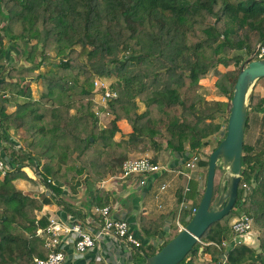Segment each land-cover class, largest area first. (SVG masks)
<instances>
[{
    "label": "trees",
    "instance_id": "16d2710c",
    "mask_svg": "<svg viewBox=\"0 0 264 264\" xmlns=\"http://www.w3.org/2000/svg\"><path fill=\"white\" fill-rule=\"evenodd\" d=\"M2 33L13 41H36L27 52L30 63L41 47L36 64L22 71L12 68L7 78L0 79V94L16 85L18 96L24 98L15 103L13 112L7 110L8 99L1 98L0 103V138L9 143L6 153L10 149V168L4 175L0 171V264H33L35 258L49 255L38 231H46L52 216L39 217L38 212L57 204L84 219L85 213L64 196L66 188H78L77 175L99 183L121 172L137 146L149 144L158 150L162 138L172 153L202 155L199 166L208 171L210 155L205 149L223 129L217 115L229 117L241 67L264 44V0H0L1 54ZM51 47L60 62L31 79L43 84L36 99L30 84L21 82L48 63ZM220 66L233 68L223 72ZM210 73L217 78V96L229 102L206 101L202 81ZM97 79L113 81L111 87L118 93L107 109L102 108L113 116L103 129L94 112ZM138 99L146 106L143 113L138 112ZM205 103H211L210 112L201 110ZM251 110L264 112V97L255 90ZM123 121L128 132L120 126ZM11 128H23L30 135L17 150L8 135ZM117 134L123 137L119 141ZM24 168L38 169L48 195L36 197L12 185L16 180L35 183ZM241 178L236 206L179 264H207L202 262L207 257L211 264H264V235L259 251L244 243L227 247L230 221L238 211L264 229V153L252 154L247 144ZM243 183L254 187L248 192ZM189 185V191L178 194L180 204L193 203L200 193L199 181L192 179ZM110 204L109 192L97 188L90 205ZM192 217L191 211L183 210L181 225L186 227ZM168 219V215L142 217L144 244L134 264L154 256L179 234L177 220L165 231Z\"/></svg>",
    "mask_w": 264,
    "mask_h": 264
},
{
    "label": "crops",
    "instance_id": "0c3cea01",
    "mask_svg": "<svg viewBox=\"0 0 264 264\" xmlns=\"http://www.w3.org/2000/svg\"><path fill=\"white\" fill-rule=\"evenodd\" d=\"M203 81L202 84L205 85ZM253 90H255L256 94L259 96L264 97V78L256 82ZM212 96L213 97H210L208 101H226L225 97H220L217 95ZM8 101V109L12 112L15 110V105L11 106V101L9 99ZM222 117L223 115L221 114L217 115L216 121L221 123V119H223ZM247 123L245 144H247L252 149V154L254 155L257 153H264V112L256 110L249 111ZM4 146L5 144L0 140V156L6 160V163H8L9 155L6 153ZM168 152L170 159L167 158V160H164L161 156H159V158L157 157L156 162L161 165H165L168 168H172L173 170L171 169V171L165 174L149 176L147 178V185L142 189L138 188L129 181H122L120 184L110 183L109 189L107 190L110 194V205L113 208L114 217L127 221L131 227V230L142 241L144 239L141 223L142 217L155 219L160 215H168V225L165 231L169 229L172 222L177 220L175 217L176 214L178 215L180 206L178 194L182 191H185V188L188 184L187 179L184 176L178 174L179 170L190 173L195 181H199L200 193L193 203H198L199 196L202 193L201 184H203V174H201V172L204 170V168L200 167L199 164H196V167L193 170H187L185 168V164L194 157V154L172 153L169 150ZM22 182L23 181L21 180H16L12 185L26 193L34 194L36 197L48 195V190L45 186H40V195L36 192L31 193V190H28L22 186ZM75 183L78 185V194L72 193L69 191L70 189L66 188L64 191V196L66 201L70 203L73 208L85 213L84 219L68 214L63 207L57 204L46 205L41 212H38V216L41 217L51 214L53 219L63 223H70L73 220L80 219L84 221H89L92 219V210L95 206H91L90 203L97 190V186H95L96 183L86 179L85 181L75 180ZM163 184H168V188L164 191H162L160 187ZM159 190L161 191L159 192ZM241 216L242 213L238 211V215L232 218L230 221V230L227 239L228 248H234L237 244H240L236 242L238 235L232 231L231 225L233 221ZM91 227L94 228V226ZM263 235L264 229H261L254 224L252 230L249 233L241 235V243H244L247 246L259 251L260 240ZM154 241V239L151 240V242ZM61 248L64 250L67 256L64 264H127V262L123 260L126 255V251H124L122 247L117 246V244L110 239L100 240L94 250L87 251L84 254H77L75 252L73 240L69 236H65L62 237ZM135 252H132L131 254L134 256ZM222 257L225 259L224 255ZM208 259L209 257H207V260L202 262L211 264V260Z\"/></svg>",
    "mask_w": 264,
    "mask_h": 264
},
{
    "label": "built area",
    "instance_id": "2783aa9c",
    "mask_svg": "<svg viewBox=\"0 0 264 264\" xmlns=\"http://www.w3.org/2000/svg\"><path fill=\"white\" fill-rule=\"evenodd\" d=\"M255 60L264 59V44H260L255 51ZM95 103L97 109L95 110L98 118L104 116V110L107 109L110 103L118 98V93L104 80L97 79L94 82ZM108 115V114H107ZM226 132V131H225ZM224 132V134H225ZM204 157L200 154L194 157L185 164L187 170H193L196 164H199ZM8 163L0 156V171L4 175ZM165 165H161L150 157L130 158L122 164L121 172L109 179L101 181L99 188L105 190L109 189L110 183L120 184L122 181L131 182L138 188H144L149 176L156 174H165L171 171ZM173 170V169H172ZM179 175L184 176L188 184L185 191H189L190 181L193 179L190 173L179 170ZM254 187V186H253ZM243 183V188L248 192L253 188ZM168 188V184H163L161 190L164 191ZM198 209L196 203L182 202L178 210L177 225L180 229L185 227L181 225L179 216L183 210L191 211L194 215ZM92 219L89 221L73 220L70 223H63L56 219L51 218L50 224L46 231L42 229L38 231V235L45 241L46 247L49 249V255L46 259L35 258L33 264H64L66 261V253L61 248L62 237L69 236L74 243L75 252L77 254H84L87 251L94 250L97 243L102 239L113 240L117 246L122 247L125 252L124 261L127 264L135 263V254L143 246V241L131 230L129 223L123 219L115 218L113 215V208L111 205L105 207L95 206L92 210ZM245 217V219H243ZM254 222L247 216H241L231 225L232 231L238 235L249 233L253 228ZM91 226H94L92 228ZM95 229V230H94ZM136 251V252H135ZM134 253V256L131 254Z\"/></svg>",
    "mask_w": 264,
    "mask_h": 264
},
{
    "label": "water",
    "instance_id": "95a60500",
    "mask_svg": "<svg viewBox=\"0 0 264 264\" xmlns=\"http://www.w3.org/2000/svg\"><path fill=\"white\" fill-rule=\"evenodd\" d=\"M255 53L241 67L234 88L225 137L209 156L206 186L196 213L175 238L157 254L145 257V261L139 264H179L200 242L205 232L228 216L236 206L242 180V157L250 97L256 82L264 78V59L255 60ZM218 168L224 171V175L219 191L215 194ZM36 172L38 174L37 168ZM236 242L241 243V236H237Z\"/></svg>",
    "mask_w": 264,
    "mask_h": 264
},
{
    "label": "rangeland",
    "instance_id": "374dc122",
    "mask_svg": "<svg viewBox=\"0 0 264 264\" xmlns=\"http://www.w3.org/2000/svg\"><path fill=\"white\" fill-rule=\"evenodd\" d=\"M6 24H7V21H3L1 25L4 26ZM2 35H3V45H4L5 52L3 54L0 53V79L3 78V77L7 78L8 77V71H10L12 68L21 70L22 68H26L28 66H31L32 64H36V62L39 61V55L41 53V47L38 48L33 63H30L28 61V59H27L28 58V53L27 52H29L32 49V47H33V45H35L36 41H32L31 43H26V41L22 40V39H19L17 41H13L8 36H6L4 33H2ZM47 54H48V57H49L48 63L46 65H44L43 67H41L39 70H36L31 75L29 74L30 77L28 79H26L25 82L24 81L21 82V84L23 86L25 84H28V83L30 84L33 97L36 98V99H38L40 97L41 91L43 90V84L41 83V81H37V82L35 81L34 82V80H31V79L34 78V76L37 75V74H46L47 72H49L53 68L54 64H58L60 62V58L57 57L56 50H55L54 47H51L48 50ZM231 68H233V67L220 66V70L223 71V72H226L227 70H229ZM216 81H217V78L214 76L213 73H210L208 75V78L205 79V81H203L205 85H204V88L202 90V93H203V95H204V97H205L207 102H214V101H208V99H210V97H213L212 95H219L218 94L219 91L215 88ZM18 83H20V81ZM107 83L111 86L110 83H114V82L113 81H109ZM17 88L18 87L16 85H14V87L13 86L10 87V90H9L10 92H8L6 95L0 94V103H1V98L9 99L11 101L10 102L11 106L12 105L14 106L17 101L23 102L24 98L20 97V96H17L18 95ZM94 99H95V94H94ZM225 100H226V102L230 101L229 98L225 99ZM93 103H94V112H95V110L97 109V106H96L95 101H93ZM231 103H232V100L230 101V105H231ZM210 104L209 103H207V104L205 103L204 105H202V109L201 110L203 111V113L210 112V110H212ZM6 107H7L8 112H11L8 109L9 105L7 103H6ZM137 108H138V112L139 113H143V112L146 111L145 104L142 101H140L139 99L137 100ZM230 110H231V107H230ZM72 114H76V110L73 109L72 110ZM107 114L108 113L105 112L104 116L102 118H98V126L101 129L109 127L110 123H111V121L113 119V116H111L110 114H108V115ZM222 118L223 119H221V123L223 124V130L219 133V135L217 137H214L212 139L213 145L210 146V147H207L205 149V152H207L208 155H210L212 153L213 147L216 145L217 140L223 139V135H224V132L226 131V127H227V119L229 118L228 117V113H226ZM120 126L126 132H128L130 130L128 128V126L126 125V122H124V121L120 123ZM16 130H18V131H16ZM8 135L10 137L11 142L15 146L16 150L21 148L22 144L24 143V141L27 140L28 138H30L29 133L27 131H25L23 128H20V129H14V128L8 129ZM122 138L123 137H122L121 134H117L116 140L119 141ZM0 140L4 144L6 143L4 148H6V146L9 145V143L4 138H0ZM159 141L162 142V147L160 149L155 150L149 144H140L139 146H137V150L134 153H132L130 156L133 157V158H140V157L154 158L155 156H157L159 158V156H161L162 159H164V160L165 159L167 160V158L170 159V155H169L168 149H166V139L162 138V139H159ZM9 152H10V149H9ZM9 152L7 154H9ZM8 168H10V166H8ZM24 171L28 174V176L30 178H32L35 181V183L27 181V180H21V181H23L22 182V186H24L28 190H31L30 191L31 193L36 192V193L40 194V190H41L40 186H42V184H41V180L39 179L37 173L32 168H24ZM206 173H207L206 169H204L201 172V174H203L202 175L203 184H201V187H202V191L201 192L202 193L199 196L198 202L201 201V198L203 196V192L205 190ZM223 175H224V171L221 168H218L217 173H216V177H215V194H217V192L219 191ZM112 176H115V175H108L104 179H109ZM85 179H86L85 174H82V175H77L75 180H84L85 181ZM100 183L101 182L96 183L95 186H97V188H99ZM69 191H71L72 193L78 194L79 190L76 189V191H77L76 192V191L70 189ZM160 191L161 190H159V192ZM41 196H43V195H41Z\"/></svg>",
    "mask_w": 264,
    "mask_h": 264
}]
</instances>
